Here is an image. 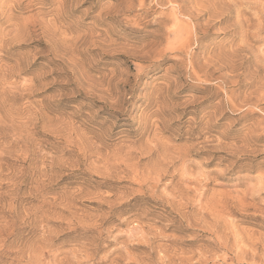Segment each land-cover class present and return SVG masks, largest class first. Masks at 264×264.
I'll use <instances>...</instances> for the list:
<instances>
[{
	"label": "rangeland",
	"instance_id": "rangeland-1",
	"mask_svg": "<svg viewBox=\"0 0 264 264\" xmlns=\"http://www.w3.org/2000/svg\"><path fill=\"white\" fill-rule=\"evenodd\" d=\"M0 264H264V0H0Z\"/></svg>",
	"mask_w": 264,
	"mask_h": 264
},
{
	"label": "bare ground",
	"instance_id": "bare-ground-1",
	"mask_svg": "<svg viewBox=\"0 0 264 264\" xmlns=\"http://www.w3.org/2000/svg\"><path fill=\"white\" fill-rule=\"evenodd\" d=\"M187 1H188V0H187ZM235 1H236V0H235ZM225 3H226V2H225ZM181 4H182V3H181ZM234 4H235V3H234ZM225 5H226V4H225ZM206 7H207V6H206ZM233 7H234V6H233ZM217 8H218V7H217ZM235 9H236V7H235ZM211 10H212V9H211ZM232 10H233V9H232ZM202 13H203V12H202ZM210 14H211V13H210ZM217 14H218V13H217ZM230 16H231V15H230ZM214 17H215V16H214ZM218 18H219V17H218ZM228 19H229V18H228ZM230 19H231V18H230ZM216 20H217V19H216ZM216 20H215V21H216ZM220 23H221V22H220ZM175 26H176V24H175ZM172 28H173V27H172ZM164 29H165V28H164ZM177 29H178V28H177ZM165 30H166V29H165ZM169 30H170V29H169ZM172 30H173V29H172ZM166 32H167V31H166ZM166 32H165V33H166ZM183 32H184V31H183ZM178 33H179V32H178ZM162 34H163V33H162ZM163 36H164V35H163ZM163 36H162V37H163ZM160 37H161V36H160ZM175 37H176V36H175ZM163 38H164V37H163ZM179 40H180V39H179ZM179 40H178V41H179ZM161 41H162V40H161ZM164 41H165V40H164ZM176 41H177V40H176ZM176 41H175V42H176ZM165 43H166V42H165ZM163 46H164V45H163ZM181 47H182V46H181ZM178 48H180V46H179ZM152 49H153V48H152ZM178 50H179V49H178ZM142 58H143V57H142Z\"/></svg>",
	"mask_w": 264,
	"mask_h": 264
}]
</instances>
